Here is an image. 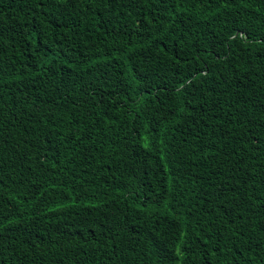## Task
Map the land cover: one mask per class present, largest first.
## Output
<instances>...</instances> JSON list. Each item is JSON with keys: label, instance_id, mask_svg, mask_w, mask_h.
<instances>
[{"label": "trees", "instance_id": "obj_1", "mask_svg": "<svg viewBox=\"0 0 264 264\" xmlns=\"http://www.w3.org/2000/svg\"><path fill=\"white\" fill-rule=\"evenodd\" d=\"M0 264H264V0H0Z\"/></svg>", "mask_w": 264, "mask_h": 264}]
</instances>
